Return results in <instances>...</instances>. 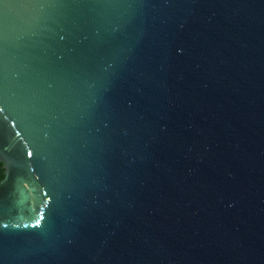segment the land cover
Listing matches in <instances>:
<instances>
[{"label": "water", "instance_id": "1", "mask_svg": "<svg viewBox=\"0 0 264 264\" xmlns=\"http://www.w3.org/2000/svg\"><path fill=\"white\" fill-rule=\"evenodd\" d=\"M6 2L0 264H264V0Z\"/></svg>", "mask_w": 264, "mask_h": 264}, {"label": "snow or ice", "instance_id": "2", "mask_svg": "<svg viewBox=\"0 0 264 264\" xmlns=\"http://www.w3.org/2000/svg\"><path fill=\"white\" fill-rule=\"evenodd\" d=\"M6 4H7L6 0H0V8H3ZM0 111H3L2 107H0ZM32 155H33V152L31 149H29L27 151V156L31 157ZM2 161H3V152H2V149H0V163H2ZM0 186H2V185H0ZM0 223H2V221H0ZM39 224H40V221L37 220L36 223L32 225V227L35 228V227L39 226ZM7 226H8L7 224H3V227L6 228ZM17 226L19 227V225H17ZM25 227H28V225H25Z\"/></svg>", "mask_w": 264, "mask_h": 264}, {"label": "trees", "instance_id": "3", "mask_svg": "<svg viewBox=\"0 0 264 264\" xmlns=\"http://www.w3.org/2000/svg\"><path fill=\"white\" fill-rule=\"evenodd\" d=\"M0 172H1V178H3L4 175H3V171L1 169H0Z\"/></svg>", "mask_w": 264, "mask_h": 264}, {"label": "flooded vegetation", "instance_id": "4", "mask_svg": "<svg viewBox=\"0 0 264 264\" xmlns=\"http://www.w3.org/2000/svg\"><path fill=\"white\" fill-rule=\"evenodd\" d=\"M3 178H0V181L2 180Z\"/></svg>", "mask_w": 264, "mask_h": 264}]
</instances>
